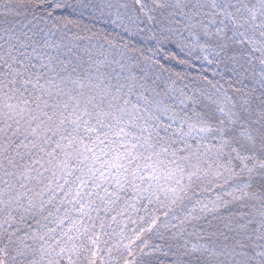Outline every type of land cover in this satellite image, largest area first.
I'll use <instances>...</instances> for the list:
<instances>
[{
    "label": "snow or ice",
    "instance_id": "obj_1",
    "mask_svg": "<svg viewBox=\"0 0 264 264\" xmlns=\"http://www.w3.org/2000/svg\"><path fill=\"white\" fill-rule=\"evenodd\" d=\"M63 6L59 0L52 4L47 0H8L3 12L5 16H22L33 10ZM169 6L165 0L133 3L137 13L148 21H155L156 13ZM181 6L178 0L176 7ZM210 7L220 8L239 27L247 25L239 35L264 57V0H260L259 8L255 4L251 7L218 4L216 0H211ZM233 7L234 12L230 11ZM241 9L246 10V17ZM248 29L253 33L259 31L260 40L247 37ZM209 34L205 31V35ZM5 56L7 59L0 63V264H113L114 261L119 264L113 255L114 248L119 251L123 247L131 254V245L140 239L144 229L129 239L127 245L117 240L114 247L108 246V240L101 239L108 235L104 221L97 224L91 215L100 211L94 207L93 197L106 205L115 204L119 193L131 186L146 193L150 203L152 198L159 201L163 195L171 204H179L189 198L190 191L195 195L194 185L209 176L223 179L224 184L246 177L237 188L226 193L231 199L218 196L211 206L197 201L201 213H219L220 209L229 212L227 216L214 218L233 234L229 237L219 232L225 240H231V247L226 245L217 252L206 244L189 247L185 243L172 253L176 258L170 264H256L257 260L258 264H264V121L253 132L237 128L246 117L232 108L217 109L223 119L202 109L195 113L196 121L188 124L187 133L183 130V118L176 130L181 139L193 133L200 137L196 149L186 142L183 149L175 148L177 141L168 135L170 125L160 129L145 120L138 124L139 135L126 131L141 117L135 106L128 110V100L121 104L119 88L117 94L103 92L98 100L96 95L85 96L83 89L89 84L71 79V73L61 76L56 72L55 77H45L44 72L33 73L35 66L30 61L26 64L10 52ZM41 68L55 71L45 65ZM61 71L67 72L63 64ZM29 88L36 95L29 93L25 98ZM62 96H67L63 103ZM104 97H108L107 104ZM161 130L164 136L160 135ZM217 135L218 144L200 151L206 137L216 139ZM85 161L92 162L87 171L80 167ZM75 171L81 172L76 177L79 183L75 191L71 188L64 191L70 183L67 178ZM61 179L64 184L59 183ZM137 181L147 182L148 187L141 188ZM105 184L113 185V190L109 191ZM89 185L97 191H84ZM100 190L103 196L99 195ZM57 192H63L61 205L71 204L78 216H72L68 208L60 215V207L55 205ZM234 201L243 202L242 207L251 202V209L233 216L229 208ZM192 211H196L195 205ZM189 218L200 219L191 214ZM155 223L153 220L152 224ZM145 248L150 251L146 253ZM168 248L171 250L172 245ZM159 250L160 245L151 247L145 241L140 249L142 259ZM122 264L132 262L123 260ZM145 264L152 262L148 260Z\"/></svg>",
    "mask_w": 264,
    "mask_h": 264
},
{
    "label": "trees",
    "instance_id": "obj_2",
    "mask_svg": "<svg viewBox=\"0 0 264 264\" xmlns=\"http://www.w3.org/2000/svg\"><path fill=\"white\" fill-rule=\"evenodd\" d=\"M86 1L59 0L64 5L61 8L33 10L22 16L11 14L5 16L3 9L8 0H0V63L3 59H7L5 53L10 52L12 56L24 60L26 64L30 61L31 65L35 66L32 69L34 74L44 72L45 77H55L56 72H60L61 76H68L71 73L73 80L80 79L86 84L92 81L85 89L87 92L85 96L96 95L98 100L103 91L117 94L116 89L119 88L118 95L121 97V104L124 100H131V104L129 101L127 108L131 111L135 106L138 116L145 113L147 105L151 103L147 104L148 89L140 82L143 72L148 67L152 74V79L149 81L159 80L162 92L160 99L164 105L170 103L168 105H171L176 117V114H181L178 118L179 121L182 122L183 118V122H185L184 114L194 115L201 112L202 109L214 112L217 105L209 99V96L212 93L225 91L227 94L231 93L230 103L235 106L233 111L246 117L243 123L237 124V128H247L254 132L261 126V122L264 121V84L261 87L252 84L249 56L244 50L242 40L240 41L239 32H236V24L230 19L226 22V18L222 17L220 11L210 8L209 13L207 6L203 5L202 11L196 10L195 12L205 14L201 26L205 31L208 28L207 32L210 33L205 36L204 32L201 41L205 45L212 46L210 50L213 52L214 48L215 55L221 53L222 56L219 63L215 64L217 61L211 60L212 64H208L205 58L199 57L200 51L191 52L193 47L190 46L187 34L184 36L185 30H188L185 24L176 23L177 29L174 31H183L184 35L180 40L174 35L169 36V41L164 47L159 45L158 37L154 36L158 33L159 26L157 24L153 25L149 21H144L145 19H133V17L124 20L126 24L123 22L120 25L114 24L108 17H103L97 12V6L94 8L97 13L93 12ZM55 2L56 0H47L49 4ZM180 2L184 7L187 5L186 0H180ZM190 2V8H192V5L196 4V0H190ZM49 12L51 16L48 15ZM223 16L225 15L223 14ZM212 21L216 22V27L209 28V23ZM205 26L207 27L205 28ZM217 29L220 31L218 32ZM164 30L166 29L164 28ZM150 38L151 41H149ZM205 45L203 46L205 47ZM195 58L199 60L195 61ZM62 64L66 66L67 72L61 71ZM41 65H45L48 69L54 68L55 71H46L45 68H41ZM73 69L75 71H72ZM216 72L223 76L219 78L218 75H215L216 77L212 75ZM114 80H125L128 86L124 83L122 87ZM41 83H43V79ZM99 84H108V87H103L102 91L98 87ZM71 87L69 85V88ZM29 89V92L25 93V98H28L29 93H32L33 96L36 95L31 88ZM170 90L176 92L183 101H188L186 106L182 107L174 103L175 100L169 98L167 94ZM69 94L76 95V92ZM206 98L209 101H206ZM60 100L63 103L67 100V96H62ZM104 102L107 104L108 97H104ZM52 103L53 101L50 99L49 104ZM215 115L218 117L216 113ZM135 125L138 126V123ZM133 133L139 135V133ZM160 135L163 136L162 133ZM91 163V161H85L80 167L87 171ZM204 167L207 166L204 165ZM69 177L67 179L70 182L72 179ZM211 180L213 181V178L209 176L198 181V186L194 185L195 195L190 191L189 198L179 204H171L164 199L163 195L160 196L159 201L152 198L150 203L146 193L126 186L119 193V199L115 204L106 205L98 198L93 197L95 199L94 207L102 206L99 208V213L93 211L91 215L96 219L97 224L101 220L104 221L108 235L102 236L101 239L102 241L108 240V246L114 247L116 241L120 240L118 236H123L120 233L123 226H126L124 237L127 238L128 243L129 239L134 238L141 229H144L140 234V239L134 240L131 245V254L123 247L119 251L114 248L113 255L118 258L119 264H122L123 260H128L132 264H136L138 261L140 264H145L148 260H151L152 264H170V261L176 258L172 253L185 243L189 247L196 243L206 244L219 252L226 245L231 247V240H225L223 236L219 235V232H224L229 237L233 234L223 227V223L219 219L214 217H224L229 212L221 209L223 211L219 212L222 214H205L199 211V207L200 204L205 203L206 199H212L211 195L213 194L224 195V187L230 186L229 189L232 191L239 184H236L234 180L224 184L223 179L214 180L212 184ZM59 183L64 184L65 181L61 179ZM136 183L141 188L148 187L147 182L140 184L137 181ZM104 187L109 191L113 190L111 184H105ZM69 189L68 187L67 191ZM71 190L74 192L75 187ZM252 190H255V186ZM87 191L95 192L97 190L89 185ZM99 195L103 196L104 192L100 190ZM61 197L63 196L57 192L55 205L60 207V213L71 205L66 202L61 205ZM197 201L200 204H197ZM194 205L196 211H192ZM250 209L251 204L248 207L235 205L233 210L229 211L233 216H238L239 213L247 212ZM102 211H107V214ZM190 214L193 217L199 216L200 219H191L189 218ZM74 216H78V214L75 212ZM153 220L156 221L154 225L152 224ZM182 221L183 223H181ZM33 226L35 227V225ZM49 226L53 227L54 225ZM150 227L151 231L148 230ZM213 233L216 234L213 235ZM145 241L151 247L160 245V250L152 253L151 256H144L142 259L140 249ZM121 244L127 245L122 242ZM168 245H172L171 250ZM259 250L256 249V251ZM144 251L147 253L150 249L145 248ZM236 251L240 250L236 249ZM113 264H117V261H114ZM256 264H258V260Z\"/></svg>",
    "mask_w": 264,
    "mask_h": 264
},
{
    "label": "rangeland",
    "instance_id": "obj_3",
    "mask_svg": "<svg viewBox=\"0 0 264 264\" xmlns=\"http://www.w3.org/2000/svg\"><path fill=\"white\" fill-rule=\"evenodd\" d=\"M165 2L167 5H170V6L163 9L162 12L156 13V20L155 21H149L151 24H153V25L157 24L159 26V28L157 29L158 33L154 34L155 37H158L157 41H158L159 45H163L165 47V44L169 41V36H171V35H174L177 39L180 40L181 36L184 35V32L182 30H181L182 32H176L174 30L177 29L176 23L177 24H178V22L183 23V24H185V26H187V29H188V30H185L184 36H186V34H187L186 37L191 43L190 46L193 47L191 52H194L196 50L200 51L201 53L199 54V57L200 58L203 57V59L205 58V61L208 64L212 62L211 60L217 61V62H215V64L219 63L220 60H222L221 53L220 54L216 53L217 55H215L214 48H213V52H212L210 50V49H212L211 48L212 46H208L207 44L205 45V43H203V41H201V39L203 40V35L205 32V29L201 26V21L205 17V14L204 13H202V14L195 13L196 10L202 11L201 7H203V5L207 6V9L209 10V13H210L211 0H202V2H201V0H196V4L194 3L192 5V8H190L191 7L190 6V4H191L190 0H186L187 5L185 7L181 6L179 8L176 7L178 0H165ZM216 2L218 4L233 5L235 7H240L241 4H247L249 7H251L252 4H255L257 6V8H259V4H260V0H216ZM86 3L91 7L90 9L93 10V12H95L94 8H95V6H97V8H98L97 12L103 17L104 16L108 17L109 20H111L114 24L120 25L121 22L125 23L124 20L130 19L131 17H133V19L138 18L140 20L145 19L144 21H148L142 14H138L137 11L133 8L134 0H87ZM179 3L181 4L180 0H179ZM235 7L231 8L230 11L234 12ZM193 10H194V12H193ZM215 10L220 11L222 17L226 18L225 16H223L224 13L221 11L220 8H217ZM97 12H95V13H97ZM241 12L244 13V15L246 17V10L241 9ZM208 15H210V14H208ZM212 16H214V15H212ZM228 21H229V19L226 18V22H228ZM212 27H216V22L214 23L212 21L209 23V28H212ZM164 28L166 30H164ZM235 28H236V32H239V33L245 32L247 25H245V27L242 28L236 24ZM206 31H208V28L206 29ZM128 32H132V31H128ZM132 33H135V32H132ZM239 33H238V35H239ZM246 35H247V37H251V38L255 39L256 41L260 40L259 31H256L255 33H253L251 29H248ZM205 36H204V39H205ZM151 40L152 39L150 38L149 41H151ZM241 40H242V45L244 47V50L249 56V64L252 68L250 70V75L253 78V80L251 82L253 85L261 87V85L264 84V64H261V59L264 57H261V54L259 52L254 51L253 47L249 45V43L247 42V39L245 37L241 36L240 41ZM203 45H205V47ZM217 46H219V45L217 44ZM257 46H259V44H257ZM226 54H227V52H226ZM232 58H233V56H232ZM194 60L198 61L199 59L195 58ZM172 63H173V61H172ZM208 69H206V70H208ZM212 75H214V76L218 75L217 77H219V78H221L223 76V74L220 75L217 72L212 73ZM150 79H152V74L150 73L149 68L147 67L146 71H144L142 74V79L140 82H141V84L144 85V87L146 89H148L147 104H149L150 102L151 103L149 105H147V110L145 111V113L140 115L143 117L140 119L138 124H143L144 121L147 119L148 123L153 124L154 126H159L160 129H163V128L168 127L170 125V127H168V135L172 136V138L177 141L173 145V147L183 149L184 148V142H186L188 145L192 146L193 150H195L197 147V141L200 139V137L196 136V134L193 133L191 136L185 135L182 139L180 138V136L176 132V130L181 126V120L180 121L178 120V118L180 117L181 114L180 113L176 114L177 115V117H176L174 111L171 109V105H168L170 103H168L167 105H164L162 103V99H160V97H162V94H161L162 92L160 91V84H159L160 82L158 79H156V82H155V80L149 81ZM114 81H115V83L117 82V83L121 84L122 87H123L124 83L126 84V86H128L127 81H125V80H114ZM91 82L92 81H89V83H87V84H90ZM98 87L103 91L104 90L103 87L107 88L108 84H99ZM94 88H96V87H94ZM85 89H83V92H84V95H87V92ZM101 90H99V91H101ZM103 92H105V91H103ZM170 92L169 91L167 92L168 97L175 100V101H173L174 103L179 104L182 107L186 106V104H187L186 102H188V101H183L179 96H177L176 92H173L171 90H170ZM230 94L231 93L227 94L225 91H220L218 93H212L209 96V99L212 100L215 103V105H217L214 109V112L218 115V117H221V119H223L224 117L217 110L218 108L224 107L225 111H227L229 108H232V110H233V104L230 103V100H232ZM179 95H180V93H179ZM182 97H184V96H182ZM184 99H187V98H184ZM129 101L131 104V100H129ZM181 101H183V103H181ZM206 101H209V100L206 98ZM212 101H211V103H212ZM166 102H169V101H166ZM149 106H150V108H149ZM173 107H175V106H173ZM177 108L179 109V107H177ZM184 116L186 117V120L184 122L183 130L185 133H187L188 132V124L194 123L196 121V116H195V114L189 115V116L184 114ZM126 131H130L132 133L133 132L139 133V127L134 124V126L132 125V126H129L128 128H126ZM160 133H162L163 136L165 135V133L162 130L160 131ZM153 134H155V132ZM219 139H220L219 135L216 136V139H212L211 136L206 137V139L203 141V146L200 148V151H204V147L218 144ZM214 152H215V149H212L213 156H214ZM180 154L183 155L184 153L181 152ZM209 162H211V161H209ZM205 165L207 166V164H205ZM77 176H81L80 171L74 172V174L69 177L72 180L70 181L69 184L65 185L64 191H67L68 187L69 188H73V187L76 188V185L79 183V181L76 180ZM245 179H246V177H242L238 180H234V182L236 184L240 185L243 182V180H245ZM211 182L213 184L214 179H213V181L211 180ZM229 187L230 186L224 187V189H225L224 195L213 194V195H211V196H213V198L212 199H206L205 203H208L209 206H211V202L216 201L218 196L223 197L224 199H231L230 197H228L226 195L227 192L231 191L229 189ZM221 188H223V187H221ZM87 190H89V187H88V189L87 188L84 189V191H87ZM58 194L63 196V192H58ZM237 195H239V193H237ZM240 204H242V202L234 201L233 204L230 206L229 210H233L235 205H237L238 207L239 206L242 207ZM249 204H251V202H249ZM69 206L70 207H67V208L71 211V215L74 216L75 211H72V205H69ZM101 206L102 205H99V208ZM221 211H223V210H221ZM102 212L107 214V211H102ZM219 213H221V212H219ZM63 214H64V212L60 213L61 216ZM214 214L216 215V213H214ZM65 227H67V222L65 223ZM125 227L126 226H123L120 230V233L123 234V236H122L123 239H121V236H118L119 237L118 239H120V241L122 243L127 244L128 243L127 238L124 237V234L126 233Z\"/></svg>",
    "mask_w": 264,
    "mask_h": 264
}]
</instances>
